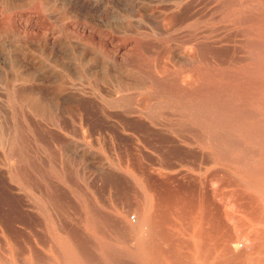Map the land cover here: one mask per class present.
Here are the masks:
<instances>
[{
    "label": "rangeland",
    "instance_id": "rangeland-1",
    "mask_svg": "<svg viewBox=\"0 0 264 264\" xmlns=\"http://www.w3.org/2000/svg\"><path fill=\"white\" fill-rule=\"evenodd\" d=\"M263 24V0H0V264H64V247L82 264L139 263L138 247L141 264H264L263 152L168 92L210 87L204 105L264 122L224 93L263 61Z\"/></svg>",
    "mask_w": 264,
    "mask_h": 264
},
{
    "label": "bare ground",
    "instance_id": "bare-ground-1",
    "mask_svg": "<svg viewBox=\"0 0 264 264\" xmlns=\"http://www.w3.org/2000/svg\"><path fill=\"white\" fill-rule=\"evenodd\" d=\"M207 1V0H206ZM225 1V0H224ZM227 1V0H226ZM237 1V0H236ZM245 1V0H244ZM264 1V0H263ZM210 2H211V0H210ZM213 2V1H212ZM209 3V2H208ZM228 4H229V1L227 2ZM238 3H240V2H238ZM250 3V2H249ZM252 3V2H251ZM227 4V5H228ZM236 4V3H235ZM234 4V5H235ZM240 4H242V3H240ZM211 5V4H210ZM218 6H219V4H217ZM222 5V4H221ZM237 5V4H236ZM235 5V6H236ZM223 6V5H222ZM244 6V5H243ZM249 6V5H248ZM206 7V6H205ZM217 7V6H216ZM221 7V6H220ZM227 7V6H226ZM238 7H239V4H238ZM240 7H241V5H240ZM262 8V7H261ZM245 9V8H244ZM246 9H248V8H246ZM251 9V8H250ZM211 11H213V10H211ZM226 11V10H225ZM235 11V10H234ZM238 13H239V11H238ZM245 13V12H244ZM241 14V13H240ZM247 14V13H246ZM208 15V14H207ZM232 15V14H231ZM237 15H239V14H237ZM212 16V15H211ZM241 16H242V14H241ZM252 16V15H251ZM251 16H249V17H251ZM259 16V15H258ZM203 17V16H202ZM237 17V16H236ZM245 17V16H244ZM247 17V16H246ZM248 17V18H249ZM201 18V17H200ZM199 18V19H200ZM261 18H263V16L261 17ZM202 19V18H201ZM240 19V18H239ZM245 19H247V18H245ZM241 20V19H240ZM254 20V19H253ZM263 20V19H262ZM27 21V20H26ZM216 21V20H215ZM194 22V21H193ZM30 23V22H29ZM220 23V22H219ZM233 23V22H232ZM256 23V22H255ZM26 24V23H25ZM27 25V24H26ZM208 25V24H207ZM238 25V24H237ZM254 25V24H253ZM264 25V24H263ZM25 26V25H24ZM32 27H33V25H32ZM38 27H40V26H38ZM248 27V26H247ZM251 27V26H250ZM260 27V26H259ZM9 28V27H8ZM27 28V27H26ZM223 28V27H222ZM264 28V27H263ZM85 29V28H84ZM219 29V28H218ZM221 29V28H220ZM252 29V28H251ZM28 30V29H27ZM26 30V31H27ZM83 30V29H82ZM225 30V29H224ZM247 30V29H246ZM254 30H255V28H254ZM257 30V29H256ZM255 30V31H256ZM214 31V30H213ZM217 31V30H216ZM239 31V30H238ZM237 31V32H238ZM251 31H253V30H251ZM260 31V30H259ZM209 32V31H208ZM236 32V31H235ZM240 32V31H239ZM241 33V32H240ZM242 33L244 34L245 32H243L242 31ZM249 33L247 32V34H244V35H248ZM199 35V34H198ZM201 35V34H200ZM199 35V36H200ZM229 35H231L230 33H229ZM248 36H250V35H248ZM53 37V36H52ZM216 37V36H215ZM214 37V38H215ZM256 37V36H255ZM226 38V37H225ZM229 38V37H228ZM264 38V37H263ZM202 39V38H201ZM227 39V38H226ZM230 40V39H229ZM192 42V41H191ZM234 42V41H233ZM237 42V41H236ZM188 43V42H187ZM214 43V42H213ZM221 43V42H220ZM228 43V42H227ZM241 43V42H240ZM237 44H239V42L237 43ZM249 44V43H248ZM247 44V45H248ZM254 44V43H253ZM262 44V43H261ZM241 45V44H240ZM256 45V44H255ZM254 45V46H255ZM202 46V45H201ZM242 46H244V45H242ZM253 45H251V48L253 49V47H252ZM196 47V46H195ZM231 48H233V47H231ZM248 48V47H247ZM249 48H250V46H249ZM188 49V48H187ZM189 49H191V51H192V48H189ZM259 49V48H258ZM212 50V49H211ZM243 49H241V51H242ZM254 50H257V49H255V47H254V49L253 50H251V52L252 51H254ZM260 50V49H259ZM190 51V50H189ZM194 51V50H193ZM234 51V50H233ZM261 51V50H260ZM187 52V51H186ZM202 52V51H201ZM250 52V51H249ZM234 53V52H233ZM236 53V52H235ZM254 53V52H253ZM189 54H190V52H189ZM243 54H245V53H243ZM258 54H259V52H258ZM263 54V53H262ZM208 55V54H207ZM256 56H254V57H256V59H257V57H258V55H257V53L255 54ZM236 56V55H235ZM260 56H261V52H260ZM259 56V60H263L262 62H260V63H257L256 64V62H255V64L254 65H252L251 63H250V67H248L247 66V69L246 70H244V72H243V74H244V78L246 79V83L244 84V85H240L241 83H233V78H230L229 80H228V82H227V85H225L226 86V89L224 88V91H226V92H224L225 93V95H228L229 93V99L230 100H233V99H235V100H242L243 98L245 99V100H248V102H250L251 104H252V106H254V108L252 107V106H250V107H252V109L253 110H257V111H259V110H262V106L264 105V72H263V70H264V56H261L260 57ZM252 58V59H254L255 60V58ZM243 58V57H242ZM201 59V58H200ZM209 59V58H208ZM230 59V58H229ZM228 59V60H229ZM201 60H203V58L201 59ZM240 60V59H239ZM126 61V60H125ZM197 61V60H196ZM224 61V60H223ZM245 61V60H244ZM248 61V60H247ZM201 62V61H200ZM220 62V61H219ZM222 63V62H221ZM233 63H235V61L233 62ZM240 63H242V62H240ZM236 65V64H235ZM187 66V65H186ZM225 66H226V64H225ZM253 66H254V68H253ZM134 68V67H133ZM157 68V67H156ZM137 69V68H136ZM158 70V69H157ZM142 71V70H141ZM164 71V70H163ZM167 71V70H166ZM211 71V70H210ZM227 71V70H226ZM225 71V72H226ZM241 71V70H240ZM160 72V71H159ZM165 72V71H164ZM206 72V71H205ZM148 73V72H147ZM167 73V72H166ZM217 73V72H216ZM158 74V73H157ZM194 74V73H193ZM207 74V73H206ZM219 74V73H218ZM195 75H196V73H195ZM201 75V74H200ZM213 75H215V74H213ZM226 75H223V78L225 77ZM238 76V75H237ZM240 76V75H239ZM242 76V75H241ZM141 77V76H140ZM201 78H202V76H201ZM222 78V77H221ZM226 78V77H225ZM225 78H224V80H225ZM171 80V79H170ZM213 80V79H212ZM235 80H237V79H235ZM234 80V81H235ZM144 81V80H143ZM166 81V80H165ZM183 81H185V80H183ZM188 81H190V80H188ZM230 81V82H229ZM240 81V80H239ZM193 82H194V80H193ZM192 82V83H193ZM198 82V81H197ZM154 83V82H153ZM210 83V82H209ZM148 84V83H147ZM162 83H160L159 85H161ZM199 84V83H198ZM205 84V83H204ZM214 84H216V83H214ZM177 85V84H176ZM185 85V84H184ZM212 85H213V83H212ZM149 86V85H148ZM238 86H242V87H239L238 88ZM148 88V87H147ZM207 88V87H206ZM209 88V90L208 89H202L201 90V93H204V95H206V96H208L209 97V99L211 98L212 99V96H211V90H210V87H208ZM216 88V87H215ZM178 89V88H177ZM193 89V88H192ZM213 90V89H212ZM223 91V90H222ZM221 91V92H222ZM169 92V94H170V92H171V96H169V99L170 100H172L174 103H175V105L177 106V109H179L180 110V112L182 111V113L186 116V117H188V118H190L191 120H193V121H195V123H197L199 126H202V128L204 129V130H206V132H207V134H209L211 137H213L214 138V136H216V134H218V136L220 135V137H221V133L223 132V130H225L226 129V131H229V132H231L230 133V135L231 134H234L235 135V137H237V136H239V137H243L245 140H244V142H246V140H247V142L249 143L248 144V146L250 145V147H253V148H258L260 151H262L263 153H262V155L264 156V122H258V121H254V122H251V123H249V125H241V124H237L236 123V120H234V121H232V117L235 119V115L236 114H234V116H232L233 114V112L231 113L230 111H231V109H230V111H229V107H228V104H227V102H226V104L224 103V102H219V104L218 105H215V104H207V105H204V104H206V101L205 100H207L208 98H206L205 99V97H203V96H200V97H198V95L197 96H191V95H186L185 94V92H182L181 90H178V91H168ZM200 91H198L197 93H199ZM229 92V93H228ZM222 95V94H221ZM157 96V95H156ZM9 97V96H8ZM203 97V98H202ZM127 98V97H126ZM217 98V97H216ZM241 98V99H240ZM130 99V98H129ZM145 100H146V98H144ZM203 99V100H202ZM218 99V98H217ZM243 99V100H244ZM213 100V99H212ZM215 100V99H214ZM234 100V101H235ZM147 101H148V99H147ZM210 101V100H209ZM208 101V102H209ZM221 101H223V100H221ZM203 102V103H202ZM247 103V102H246ZM242 104H243V102H242ZM141 105V104H140ZM144 105V104H143ZM142 105V106H143ZM231 105V104H230ZM234 105V104H233ZM136 106H139V105H136ZM174 106V105H173ZM175 106V107H176ZM242 106H244V105H242ZM241 106V107H242ZM228 107V108H227ZM238 107H240V105H238ZM138 108H140V107H138ZM144 108H146V107H144ZM243 108V107H242ZM142 109V108H141ZM233 109V108H232ZM239 109V108H238ZM178 110V111H179ZM131 111V110H130ZM135 111V110H134ZM235 111H237V110H235ZM247 111H251V110H248V109H246V114L248 115V112ZM122 112V111H121ZM120 113V112H119ZM137 113V112H136ZM241 113H243V112H240V115H242ZM255 114H257V113H255ZM264 114V113H263ZM122 115V114H121ZM253 115V114H252ZM252 115H248L247 116V119L249 118V116H252ZM212 116H216V119L218 120V123H215L214 124V126H213V123H209V122H214V121H207V120H209V118L210 117H212ZM255 116H257V115H255ZM238 115H237V119H238ZM242 117V116H241ZM252 117H254V116H252ZM159 118V117H158ZM162 119V118H161ZM250 119H251V117H250ZM256 119V118H255ZM239 122V121H238ZM205 124H207L208 126L206 127L205 126ZM211 125V126H210ZM170 126V125H169ZM210 126V127H209ZM187 127V126H186ZM21 128V127H20ZM195 129V128H194ZM23 130V129H22ZM191 131V130H190ZM189 132V131H188ZM203 132V131H202ZM3 133H4V131H3ZM211 133V134H210ZM193 134V133H192ZM205 135V134H204ZM224 135V134H223ZM222 135V136H223ZM177 136V135H176ZM231 137H233V135L232 136H230V138ZM219 138V137H218ZM217 138V139H218ZM215 139V138H214ZM225 139H228V138H225ZM231 139H233V138H231ZM237 139H239V138H237ZM213 140V139H212ZM210 141V140H209ZM223 141V140H222ZM226 141V140H225ZM225 141H224V143H225ZM232 141H234V140H232ZM215 142V141H214ZM218 142V141H217ZM228 142V141H227ZM223 143V142H222ZM224 143H223V146H224ZM211 144V143H210ZM216 144V143H215ZM228 144H229V142H228ZM227 144V145H228ZM226 146V145H225ZM229 146H230V144H229ZM216 147V146H215ZM237 147V146H236ZM19 148V147H18ZM242 150V149H241ZM258 151V150H257ZM15 152V151H14ZM245 152V151H244ZM17 153H19V152H17ZM216 153H217V150H216ZM234 153V152H233ZM239 153V152H238ZM225 154V153H224ZM235 154V153H234ZM17 155V154H16ZM25 155V154H24ZM226 155H228V154H226ZM216 156V155H215ZM244 156H246V155H244ZM248 156V155H247ZM255 156H256V154H255ZM219 158H220V156H218ZM257 157V156H256ZM249 158V157H248ZM259 158V157H258ZM238 159V158H237ZM247 158H245V160H246ZM257 159V158H256ZM261 159V158H260ZM14 160V159H13ZM232 160H234V159H232ZM258 160V159H257ZM223 161V160H222ZM224 161H226V160H224ZM227 161H228V159H227ZM242 161V160H241ZM253 161V160H252ZM239 162H240V160H239ZM246 163V162H245ZM261 163L262 164H264V157H262V161H261ZM22 165H24V164H22ZM21 165V166H22ZM26 165V164H25ZM241 165V164H240ZM240 167V166H239ZM245 167V166H244ZM235 168H237V167H235ZM242 169H244V168H242ZM246 169V168H245ZM249 169H250V167H249ZM55 172V171H54ZM242 173V172H241ZM252 172L250 171V174H251ZM257 173V172H256ZM255 173V175H256V178H255V176L253 177V174H252V177L253 178H255V182L258 180V182H259V186L260 187H262V189H260V188H258L257 187V185L255 186V187H257V189H260V190H262L261 192H263V188H264V177H262L261 175L262 174H256ZM259 173V172H258ZM264 173V172H263ZM243 174H245V173H243ZM264 176V175H263ZM248 177V176H247ZM249 179H250V177H248ZM257 179V180H256ZM246 183V182H245ZM250 184V183H249ZM258 184V183H257ZM254 185V184H253ZM250 186H251V184H250ZM251 188V187H250ZM260 190H259V192H260ZM258 191V190H257ZM264 194V193H263ZM263 200V199H262ZM91 210V209H90ZM263 211H264V208H263ZM87 215V214H86ZM94 215V214H93ZM127 216V215H126ZM91 217V216H90ZM89 217V218H90ZM93 217V216H92ZM91 217V218H92ZM148 217V216H147ZM87 219V220H90V219ZM97 219V218H96ZM101 219V218H100ZM148 219V218H147ZM118 221H120V220H118ZM122 221V220H121ZM147 221V220H146ZM145 221V222H146ZM149 221V220H148ZM88 221H86V223H87ZM96 222V221H95ZM94 222V220H93V225H94V227L96 228V226H95V224H97V222L95 223ZM105 222V221H104ZM117 222V221H116ZM123 222V221H122ZM95 223V224H94ZM141 223V222H140ZM148 223V222H147ZM131 224V223H130ZM149 224V223H148ZM56 225V224H55ZM87 225V227L89 226L88 224H86ZM92 224L90 223V226H91ZM107 225V224H106ZM132 225H134V224H132ZM145 225V224H144ZM99 226V225H98ZM97 226V227H98ZM105 226V225H104ZM125 226V225H124ZM143 226V225H142ZM93 227V228H94ZM115 227H117V226H115ZM119 227V226H118ZM121 227V226H120ZM128 227V226H127ZM135 227V226H134ZM150 227V226H149ZM91 228V227H90ZM90 228H88V229H90ZM99 228V227H98ZM144 228H145V226H144ZM100 229V228H99ZM129 229V228H128ZM131 229V228H130ZM134 229V228H133ZM91 230V229H90ZM94 230V229H93ZM96 230V229H95ZM109 230V229H108ZM149 230H150V228H149ZM89 231V230H88ZM96 232V231H95ZM106 232V231H105ZM114 232V231H113ZM117 232H118V230H117ZM116 232V233H117ZM122 232V231H121ZM123 232H126V230L125 231H123ZM132 232V231H131ZM148 232V231H147ZM150 233H151V231H149ZM97 233H98V231H97ZM97 233H95L97 236L99 235V234H97ZM103 233V232H102ZM107 233H108V231H107ZM110 233H111V229H110ZM128 233V232H127ZM126 233V234H127ZM137 233V232H136ZM149 233V234H150ZM91 234H93V233H91ZM112 236H113V234H111ZM135 235V234H134ZM144 235V234H143ZM142 235V236H143ZM151 235V234H150ZM108 236V235H107ZM110 236V235H109ZM109 236H108V238H109ZM145 236H147V235H144V237ZM93 237H94V235H93ZM99 237V236H98ZM124 237H126V236H124ZM96 238V237H95ZM100 238H104V237H102V234H101V236H100ZM131 238V237H130ZM125 239V238H124ZM128 239V238H127ZM144 239V238H143ZM143 239H142V241H143ZM92 240V239H91ZM104 241H105V239H103ZM118 240V239H117ZM129 240V239H128ZM145 240V239H144ZM100 241L101 240H99L98 242L100 243ZM123 241H125V240H123ZM103 242V241H102ZM111 242H113V241H111ZM114 242H116V241H114ZM135 242H137V241H135ZM95 243V242H94ZM107 243H109V242H107ZM107 243H106V245H107ZM121 243V242H120ZM132 243V242H131ZM141 243H143V242H141ZM145 243V242H144ZM197 243V242H196ZM101 244V243H100ZM122 244H124V243H122ZM146 244V243H145ZM97 245V244H96ZM102 246L104 245V243H102L101 244ZM111 245V244H110ZM112 245H114V244H112ZM138 245H140V246H142L141 244H139L138 243ZM144 245V244H143ZM94 246V245H93ZM118 246V245H117ZM100 247V246H99ZM115 247H116V245H115ZM125 247V246H124ZM127 247V246H126ZM132 247V246H131ZM134 247V246H133ZM143 247H145V246H143ZM61 248V247H60ZM63 248V247H62ZM93 248V247H92ZM91 248V249H92ZM64 249H65V247H64ZM63 249V251H65V252H67L66 253V256H64V254H65V252H63L62 253V257L64 256L65 257V260H62L63 262H64V264H82L81 262V259L80 260H78L79 259V256L77 255L76 256V258H75V255H73V254H70V251H72V250H68L67 249V251L66 250H64ZM100 249V248H99ZM129 249H130V247H129ZM110 250V249H109ZM112 250H113V248H112ZM125 250H127V249H125ZM142 250L143 251H145V249L144 248H140V247H138V248H135L134 250H130V254H131V258H133L134 260L136 259V260H138L139 261V263L141 264V262H143L144 263V261L142 260V255H143V252H142ZM106 251V250H105ZM129 251V250H128ZM151 251H152V249H151ZM151 251L150 252H148V253H146V257H148L147 256V254L149 255V253H151ZM93 252V251H92ZM101 252V251H100ZM153 252V251H152ZM197 252V251H196ZM58 253V252H57ZM72 253V252H71ZM102 253V252H101ZM77 254V253H76ZM103 254H105V252L103 251ZM145 254V253H144ZM152 254H154V253H151V255ZM58 255V254H57ZM60 255H61V252H60ZM106 255H107V252H106ZM122 255V254H121ZM120 255V256H121ZM155 255V254H154ZM198 255V254H197ZM80 256H82V254L80 255ZM108 256V255H107ZM109 256H110V254H109ZM144 256V255H143ZM196 256V255H195ZM58 257V256H57ZM64 257H63V259H64ZM111 257V256H110ZM123 257H125L124 255H123ZM127 257V256H126ZM145 257V256H144ZM197 257V256H196ZM78 258V259H77ZM101 258V257H100ZM199 258V257H198ZM84 259V258H83ZM103 259H104V257H103ZM109 259V258H108ZM132 259V260H133ZM144 259V258H143ZM147 259V258H146ZM145 259V260H146ZM152 259V258H151ZM154 259V258H153ZM202 259H203V257H202ZM99 260V259H98ZM101 260H102V258H101ZM112 260V259H111ZM110 260V261H111ZM126 260V259H125ZM199 260H201V259H199ZM81 261V262H80ZM84 261V260H83ZM92 261V260H91ZM113 261V260H112ZM116 261V260H115ZM119 261V260H118ZM253 261V260H252ZM10 262V261H9ZM17 262H18V260H17ZM87 262H89V260L87 261ZM86 262V263H87ZM96 262V261H95ZM105 262L106 263H109L108 261H106L105 260ZM124 262H126V261H124ZM124 262H122L121 261V263H123L124 264ZM129 264H131V262H129V261H127ZM133 262V261H132ZM149 261L148 260H146V262H145V264L146 263H148ZM203 262H205V261H203ZM249 262V261H248ZM94 263V262H93ZM135 263H137V262H134V264ZM139 263H137V264H139ZM150 263H152V261L150 262ZM198 263H200V262H198ZM35 264V263H34ZM46 264V263H45ZM61 264V263H60ZM63 264V263H62ZM88 264H90V263H88ZM105 264V263H104ZM110 264H112V263H110ZM114 264H115V262H114ZM149 264V263H148ZM202 264V263H201Z\"/></svg>",
    "mask_w": 264,
    "mask_h": 264
}]
</instances>
